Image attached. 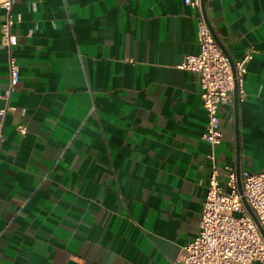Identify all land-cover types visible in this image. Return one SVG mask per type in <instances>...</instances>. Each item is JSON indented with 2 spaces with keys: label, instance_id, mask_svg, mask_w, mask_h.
<instances>
[{
  "label": "crops",
  "instance_id": "crops-1",
  "mask_svg": "<svg viewBox=\"0 0 264 264\" xmlns=\"http://www.w3.org/2000/svg\"><path fill=\"white\" fill-rule=\"evenodd\" d=\"M12 1L20 77L0 97V264H179L213 167L225 192L231 173L264 171V0H204L229 57L250 55L238 162L234 98L212 148L199 74L178 67L200 52L186 0ZM4 19L0 7V36ZM7 57L0 43V95Z\"/></svg>",
  "mask_w": 264,
  "mask_h": 264
},
{
  "label": "built area",
  "instance_id": "built-area-1",
  "mask_svg": "<svg viewBox=\"0 0 264 264\" xmlns=\"http://www.w3.org/2000/svg\"><path fill=\"white\" fill-rule=\"evenodd\" d=\"M186 2L198 13L200 52L186 56L178 67L199 74L201 100L207 120L202 139L214 148L223 137L219 108L232 101L236 84L238 91L242 90L250 55L235 61L232 66L213 36L202 0ZM0 7L5 10L0 43L7 50L9 72L8 88L0 97L8 100L16 90L20 77V65L16 57L19 35L15 30L18 19L13 13L12 0H0ZM6 111L2 110L0 114L3 116ZM2 124L0 118V127ZM20 130L23 131L22 127ZM211 158L213 162L214 156ZM241 181L243 196L264 230V171H245ZM228 185L230 190L225 192L213 167L200 217L199 233L180 248L179 264H253L255 261H264V237L242 201L235 173L230 174Z\"/></svg>",
  "mask_w": 264,
  "mask_h": 264
},
{
  "label": "water",
  "instance_id": "water-1",
  "mask_svg": "<svg viewBox=\"0 0 264 264\" xmlns=\"http://www.w3.org/2000/svg\"><path fill=\"white\" fill-rule=\"evenodd\" d=\"M202 3H203V8H204V14H205V17L208 21V24L212 30V33H213V36L217 42V44L220 46V48L223 50V52L225 53V55L228 57L230 63L232 64V66L234 65V61L231 57H229V55L227 54V52L224 50L223 46L221 45V43L219 42V40L217 39L216 37V34L213 30V27L211 26V23L209 21V18L207 16V13L205 11V4H204V0H202ZM233 98H234V104H235V138H236V154H237V162H238V159H239V155H240V143H239V127H238V120H237V116H238V100H239V97H238V87H237V84H236V87H235V90H234V94H233ZM237 185H238V190H239V193L242 195V201L244 203V205L246 206V208L249 210L250 214L252 215L254 221L256 222L262 236L264 237V230L262 228V226L260 225L256 215L254 214L253 210L251 209V207L249 206L247 200L245 199V197L243 196V188H242V181H241V174H240V171L238 170L237 171Z\"/></svg>",
  "mask_w": 264,
  "mask_h": 264
}]
</instances>
